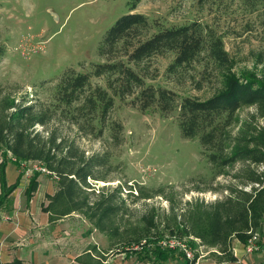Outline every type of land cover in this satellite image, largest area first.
Segmentation results:
<instances>
[{
	"label": "rangeland",
	"instance_id": "rangeland-1",
	"mask_svg": "<svg viewBox=\"0 0 264 264\" xmlns=\"http://www.w3.org/2000/svg\"><path fill=\"white\" fill-rule=\"evenodd\" d=\"M133 2L0 0V47L4 51L0 56V103L9 98L19 104L34 103L51 109L45 124L33 126L40 133V144H50L58 155L70 146L84 162L89 158L100 160L99 167H89L92 175L87 178L90 188L86 192L91 201L112 197L117 207L114 226H109L112 233L117 232L115 235L97 228L85 211H82L85 215L77 211L62 217L55 226H40V244L31 246V255L36 253L40 264H86L79 258H85L90 249L98 256V264H153L135 253L140 248L136 240L147 235L155 237L158 246L176 250L174 256L160 264H187L180 252L191 254L187 258L196 260L195 264H264V224L261 231L253 232L257 233L254 251H247L236 237L231 239V250L238 251L239 261L235 263L220 261L219 247L207 245L191 231L177 227L188 219V212L194 207L211 205L231 194L236 196L240 190L251 191L252 186H259L251 180L255 173L264 171V163L239 159L217 173L203 153L199 137L182 134L178 106L163 112L156 101L142 108L138 97L149 85L176 92L178 104L186 96L211 97L223 87V77L205 54L203 59L177 68L171 66L173 52L154 54L139 63L130 62L142 76L144 85L134 87L133 93L123 97L116 95L121 82L113 85L114 90L109 87V79L117 77V73L93 75L91 88L104 87L114 97V106L104 121L97 116L93 119L89 111L76 113L83 125L78 127L60 112L66 103L58 95V83L68 68L77 73H91L94 64L108 62V58L127 62V57L121 55L125 45L113 50L117 56L104 57L100 55V45L114 23L130 12ZM131 11L148 16L154 31L193 21L202 23L222 38L232 61V72L264 79V0H140ZM15 109L12 107L6 113ZM262 112L256 104L240 108L229 127L230 133L248 139L264 127ZM50 138L55 142H50ZM58 144L61 146L57 147ZM227 152H231L230 148ZM6 156L15 158L11 149L2 148L0 165ZM20 162L19 166L13 164L23 174L21 179L25 175L30 182L39 170L42 177L53 180L58 190L59 177L44 163ZM17 194L24 198L25 207L24 192ZM41 200L42 207L50 203L48 197ZM4 211H0V218L9 220ZM172 232L176 239L171 237ZM175 240L178 246L167 245ZM25 262L33 264L30 258Z\"/></svg>",
	"mask_w": 264,
	"mask_h": 264
},
{
	"label": "trees",
	"instance_id": "trees-1",
	"mask_svg": "<svg viewBox=\"0 0 264 264\" xmlns=\"http://www.w3.org/2000/svg\"><path fill=\"white\" fill-rule=\"evenodd\" d=\"M139 2L140 0H134L130 12L114 23L100 45L101 57L117 56L118 54L113 50L125 45L126 49L121 55L127 57V62L123 59L111 61L112 59L108 58V62L94 64L91 73H77L74 68H68L58 83V95L66 103L60 112L72 123L78 124V127L83 125L76 113L89 111L88 113H93V119L97 116L98 120L104 121L114 106V97L110 96L104 87L91 88L90 81L93 75L117 73V77L109 79V87L114 90L116 87L113 85L117 81L121 82L116 95L123 97L126 93H133L134 87L144 85L142 76L129 65L130 62L139 63L154 54L173 52L174 59L171 66L177 68L201 60L204 58L202 55L205 54L208 60L220 69L223 77L221 89L206 99L186 96L178 104L176 92L165 87L149 85L139 93L141 107L147 108L158 101L160 109L168 112L178 106L182 134L189 138L199 137L204 147L203 153L217 173H222L221 169L239 159L264 163V127L257 129L248 139L239 138L229 130L237 111L244 106L256 104L264 114V79L253 74L238 75L232 72V61L222 38L200 22L161 27L154 31V25L148 16L131 11ZM132 36L135 38L131 39ZM3 53L0 47V56ZM86 91L90 92L86 94ZM73 102H76L74 106ZM77 103L79 104L75 107ZM12 107L16 108L14 112L6 113V110ZM50 112L51 109H45L34 103L19 104L15 99L9 98L1 101L0 150L11 149L15 158L12 160L6 156L0 165V209H6L9 205L6 203L9 201L8 197L18 188L23 175L21 173L18 180L9 185L6 178L7 164L12 162L19 166L21 160H38L59 177L58 190L48 196L50 203L43 206V210L50 214V220H57L73 212L85 211L86 215L82 213L97 228L115 235L117 232L112 233L109 227L113 225L117 209L112 197L107 200L91 201L86 192V188H90L87 178L92 175L89 167L92 169L99 167L102 165L101 161L89 158L84 162L83 159L77 158L70 146L64 154L58 155L52 151L53 147L50 144H40V133L35 132L33 126L36 123L45 124V117ZM56 112L59 113L58 110ZM91 125L95 128L94 124ZM100 131L102 129H99V133ZM49 141L55 142V139L50 138ZM229 148L230 153L227 152ZM77 164L80 165L76 166ZM40 173L39 170L35 171L30 178L25 190L28 200L38 189ZM251 182L259 186H252L251 191L240 190L236 196L231 194L225 200L211 205L194 207L188 212V219L184 220V223L177 224V227L180 230L183 228L191 231L207 245L219 247L220 261H236L237 257L231 250V239L236 237L243 244H247L254 235L253 232L261 231L264 224V171L255 173ZM105 201L108 204L104 205ZM171 235L176 239L174 232ZM141 237L146 241L136 240L140 248L135 252L141 259L160 264L175 255L176 250L158 246L155 237L151 238L147 235ZM124 249L122 251H126ZM90 253L86 255L88 262L98 264V256L96 255V258ZM179 254L187 264L196 263V260L188 259L186 253ZM9 264H20V261L14 260Z\"/></svg>",
	"mask_w": 264,
	"mask_h": 264
},
{
	"label": "crops",
	"instance_id": "crops-1",
	"mask_svg": "<svg viewBox=\"0 0 264 264\" xmlns=\"http://www.w3.org/2000/svg\"><path fill=\"white\" fill-rule=\"evenodd\" d=\"M20 171L18 167H15L12 162L7 166V179L8 184L14 183ZM39 186L36 193L32 196L30 200L27 199L25 190L29 184L27 177L24 175L21 179L20 186L11 193L8 197L9 201L7 203L6 209H2L4 212L8 213L9 220L0 218V263L9 264L14 262V260H19L20 264H25V260L30 258L33 264H40L38 261L36 253L31 255V250L33 247L40 244V226L44 225H54L58 220H50V214L43 210V201L40 199L43 197H48L54 194L56 187L54 186L53 180L48 177H38ZM24 192L25 196V207H23L22 201L24 198L18 197V192ZM42 190V194L40 193ZM1 193V188H0ZM21 203H19V202ZM73 214V213H72ZM22 241V242H21ZM39 242V244H37ZM92 254L97 258L96 255L92 253L89 249L87 253ZM234 252V251H233ZM237 257L238 262V251L234 253ZM87 256L85 258L79 259L80 262L90 264L88 262ZM222 263V262H221Z\"/></svg>",
	"mask_w": 264,
	"mask_h": 264
},
{
	"label": "built area",
	"instance_id": "built-area-1",
	"mask_svg": "<svg viewBox=\"0 0 264 264\" xmlns=\"http://www.w3.org/2000/svg\"><path fill=\"white\" fill-rule=\"evenodd\" d=\"M0 211H2L1 209H0ZM257 233H254V235L249 239V242L247 243V244H244L245 246H244V248L247 250V251H254L257 247H256V245H255V243H253V239L254 238H256V235ZM178 240H175V242H173V243H169V244H167L168 246H171V247H176V246H178ZM188 256L190 257L191 256V254H188Z\"/></svg>",
	"mask_w": 264,
	"mask_h": 264
}]
</instances>
